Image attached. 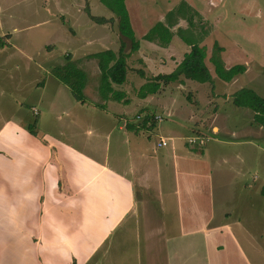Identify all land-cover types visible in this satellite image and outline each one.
I'll use <instances>...</instances> for the list:
<instances>
[{
	"label": "crops",
	"instance_id": "0c3cea01",
	"mask_svg": "<svg viewBox=\"0 0 264 264\" xmlns=\"http://www.w3.org/2000/svg\"><path fill=\"white\" fill-rule=\"evenodd\" d=\"M122 1L135 39L142 36L153 23L163 20L165 11L175 5L170 0ZM48 2V0H0V83L2 86H8L13 93L24 96L28 91L31 95L34 90H38L35 101L40 102L44 99L45 101L40 103L46 104L48 111L51 104H55L57 113H65L72 109L70 116L73 117L75 111L81 109V105L88 101L83 92L87 90L88 95L96 94L99 71L96 59L89 54L105 48L115 51L119 41L128 45L129 41L119 34L116 18L107 7H105L108 9L106 13L102 14L106 21L97 23L88 16H84L83 19L79 17L81 0L68 2L58 0V5L53 10H50ZM185 2L197 12H201L200 15L204 18L208 17L209 12L216 10L217 15L213 14L209 17L215 28L226 20L224 10L220 9L222 0L215 2L213 0V3L212 0H199V3L195 0H185ZM66 6L71 11H67ZM88 7L92 12L90 3ZM57 12L62 13L64 18H68L65 14H69V18L72 17L68 29L66 24L57 18ZM252 14L262 21L264 28L263 13L262 16L261 12L252 11ZM256 23L261 22L257 20ZM234 24L238 25L236 19ZM240 24H242L240 28L247 26L243 20H240ZM186 26V20L177 17L169 26L172 32L170 39L174 35L177 36V27ZM223 30L219 32L218 28L215 29L216 38L219 34L226 36L228 29L221 34ZM254 32V35L258 34L256 28ZM260 35L261 33L257 36ZM210 36V32H207L204 36L197 35L195 38L199 40L198 44L205 47V66L209 62L208 57L211 53L207 44L211 43V48L214 42L217 44L216 38ZM139 39H137L138 47ZM155 41V39L148 40L157 44ZM169 41L165 44L167 46L165 55L169 62H173V68L183 54L179 55L173 46H168ZM217 45L221 48L219 57L225 68L235 63L243 64V72L252 68L248 64L249 61H255L252 46L241 48L234 44L231 48L224 49L223 46ZM259 46H255L257 52L260 48L258 52L260 59L256 63L264 65V47ZM136 51L130 54L131 59L137 64L136 67L147 68L145 60L149 62L150 58L146 57L143 60ZM67 54L83 71L84 79L80 89L84 98L82 102L73 99L67 87L51 74V68L65 61L64 55ZM159 60L163 63L166 59L160 57ZM206 68L208 70V66ZM137 70L138 75H142V70ZM158 72L168 71L157 69L150 75ZM179 78L177 81L180 82L187 79L181 76ZM47 85L52 86L51 95L43 92L44 88H49ZM111 87L116 89L114 84H111ZM209 91L208 105L196 103L197 118L193 116L194 112L189 110L190 112L187 111L184 115L185 119L175 120L182 130L183 127L186 129L185 132L200 125L205 127L200 117H215V111L205 116L209 104L213 106L212 109L216 108L212 97L218 94L212 91V88H209ZM232 93L221 94V97L225 100L229 98L231 102ZM30 95L20 97V103L28 101L27 97L30 98ZM88 99L91 101L92 97ZM102 109H104L103 105ZM124 110L119 108L103 110L116 121L104 123L103 118L100 121L99 125L102 128L98 130H101L99 134L103 136V143L98 153L93 151L96 143L94 138L89 147L76 145L72 140L61 135V129H38L37 119H35V134L29 133L25 126L33 119L26 122L21 111L17 117L20 120H14L11 116L1 119L0 198L4 197L5 203L8 204L7 211L5 208L2 211L0 207V239L4 240L2 243H9L14 249V255L26 260L24 264H76L77 261L81 262L85 255L95 252L101 243L108 244L111 236L116 233L110 231L132 229L133 221L135 224L141 220L138 216L142 215L152 228L157 221L156 228L159 230L162 228L171 230V227H174L180 234L198 233L204 250L205 264H253L252 261L256 259L251 256L249 250L243 249V240L254 244L252 252L260 253L257 247L259 246L263 256L260 254L256 261H262L264 264V231L259 233L255 229L260 225L257 223L259 221L255 220L260 214L256 215L254 209L248 207L251 211L250 214L248 213L249 221L248 215H243V210L237 217V210H233L231 216V208L224 206L221 210L223 216L220 218V211L215 208L214 197V193L218 192L221 204L224 205V202L231 200L238 202L241 193H249L252 197V192L255 191L257 196H264V176H261L258 168L253 169L251 173H247L248 169H245L247 176L240 178L238 183L232 184L225 181L221 167L214 169L207 163L205 155L208 152L207 147L201 152L198 147L190 146L186 141V137L190 134L186 133L181 137L159 134L158 137L166 138L165 145L156 144L158 139L148 146L142 140L137 141L136 152L140 157L145 156V160L144 158L142 160L146 167L140 171V174L134 176L131 173L133 164L127 162L126 166L120 167L124 164L120 162L123 158L109 153L111 143L119 146L121 142L129 141L128 137L130 138V133L133 131L128 130V126L133 125L138 128L141 124V122L135 123L136 121L126 123ZM173 110L174 108H170L169 112ZM243 113L249 116L253 124L255 123L252 120L253 112L250 114L247 110H243ZM257 125L255 123L249 127L252 129L264 127ZM145 127L150 129L152 125ZM145 127L144 125L140 127L139 131ZM209 128L219 131L220 127L212 125ZM98 130L94 132V136L99 135ZM226 141L230 144L228 140ZM245 141L248 144L252 142ZM244 154L250 155L251 152ZM241 155L240 152L237 157L240 161L244 159ZM157 165L167 166V171L169 169L167 192L161 189V182L156 179L159 176L156 173ZM240 169L237 168L233 172L230 170L231 179L232 174H236ZM149 179L152 183L148 182ZM149 197L155 203L152 206L155 209L152 211L154 215L151 216V212H148L143 216L138 212V208L143 210L145 206H150ZM167 216L170 220L168 225ZM130 219L133 221L130 222ZM157 231V229L154 231L155 238ZM137 244L131 248L132 254L136 256L146 248V243L144 247H139Z\"/></svg>",
	"mask_w": 264,
	"mask_h": 264
},
{
	"label": "rangeland",
	"instance_id": "374dc122",
	"mask_svg": "<svg viewBox=\"0 0 264 264\" xmlns=\"http://www.w3.org/2000/svg\"><path fill=\"white\" fill-rule=\"evenodd\" d=\"M48 1L50 10H53L58 5V0ZM63 1L68 2L71 0ZM179 1L182 0H170V2L175 5L181 4ZM195 1L199 3V0ZM88 2L90 3L92 12L89 11ZM244 2L246 3L244 4ZM181 6L184 8L185 14H188L190 17H192L193 24L196 25V32L194 34V32H191L189 30L190 28L187 27L183 28V33L181 30H179V33L183 34L187 38H190L189 40H195L196 36L199 34L198 30H201V25L208 32H210V37L213 38H216L215 29L218 28L219 32L221 29H224L223 33L221 34H224L225 30L228 29L226 36L219 34L218 38H216L217 44L223 46L224 49L231 48V46L234 44L241 46V48H244L245 46L249 48L252 46L254 50L253 58L255 57V61H249L248 63L252 66V68L244 72L242 71L234 74L228 81L225 82L214 76L212 65L208 62L206 66H208L209 70V77L211 80L210 83L203 84L202 82L193 81L190 79H185V81L181 82L168 81L166 83L160 84L153 93L146 94L144 97H138L135 95L138 85L144 82L145 79L150 76L152 71H157V69L159 71H169L173 66V62H169L168 57L165 55L167 52L165 49L167 47L166 45L159 44L157 41H155L157 44H154V42H148V39L140 38V36L137 38L140 39L139 47L136 53L140 57L142 56L143 60H145L146 57H149L150 59L149 62L145 60L147 68H141L136 67L137 64L131 59L130 55L128 56V58L130 57L129 59L126 58L128 61L126 64L127 70L124 75V81L121 84L116 86L114 85L116 88L114 90L122 94V100H125V102L122 100L118 101L103 98L98 95L97 92L95 95H88L86 90L83 92V95L88 101L81 105V109L76 110L75 113L73 112L74 116L72 117L70 116L72 109H69V111L65 113H57L58 109L55 108V104H51L50 111H48L46 104L40 103L44 102V99H41L40 102L35 101L37 99L35 96L37 95L38 90H34L31 95V92L28 91L26 96L30 95L31 97H27L28 101L20 103V97L26 96L20 95L19 93H13L12 90L8 88V86H2V83H0V122L1 119L7 116H11L14 120H20L17 117L21 111L26 122H30L32 119H37V128L40 130L61 129V135L63 137L65 136L69 138L76 145L80 144L83 147H89V145H92V140L94 138L96 143L94 145L93 151L98 153L103 143V136L99 134V131L101 130H98L102 128V126L99 125L100 121L102 118L104 123L108 121H116V119H112L107 114V112L103 110L108 111L112 108L125 109L124 113L126 116V123H134L135 121V123H140L141 116H144L146 113H158L161 117L157 120H154L155 123L150 129H146L145 125L148 124L146 122L144 124L145 129H140V131H138L136 134L131 132L130 138L128 137L129 141L126 143L121 142L119 146H116V144L112 143L110 144L109 153L111 155L117 154L123 158L120 160V162L124 164L120 165V167L126 166L127 162L133 164L131 173H133L134 176L140 174V171L146 167V164H144V161L142 160L145 156L140 157L136 152V146L138 144L137 141L142 140L143 143H147L148 146L151 145V143H155L159 134L170 136L176 135L181 137L186 133L192 136H198V138L202 139V143H198V141L188 143L190 146L198 147L197 149L201 152L207 147L208 152H205L207 163L211 164L214 169L221 167V171L225 174V181L236 184L240 178L246 177L247 173H251L253 169L257 168L261 176H264V127H256V129L249 127L255 123L253 124L252 121H250L249 116L244 114L243 110H247V113L250 114L252 111L247 107L231 104L229 98L225 100L221 97V94H230L234 92V89L239 86H247L251 89H254L260 95L264 94V71L261 68L262 64L256 63L259 62L260 59V55L258 53L260 48L257 52V48L255 47L256 45H260L259 47L261 48L264 47V28H262V21H260L255 14H252V11H256V13L261 12V15L262 13L264 15V0H222L220 9L224 10L223 13L226 15V20L224 23H222L223 25L220 24L217 28H215L214 24L211 23L212 20L209 19V17H212L213 14L217 15L216 10L209 12L207 14L208 17L204 18L201 17V12L199 13L193 8L192 9L194 11L192 9L190 10L186 7V5L181 4ZM65 9H67V11H71L69 10L68 6H66ZM107 10L108 9L97 0H81V15L79 17L83 19L84 16H88L87 14L89 12L93 15H104ZM56 15L58 16L57 18L59 20L66 24L68 29L69 22H71L72 17L69 18V14H65V16L69 18L68 21V18H64L62 13L57 12ZM235 19L238 22V25L234 24ZM240 20H243L244 24H247L245 28H240V26H242V24H240ZM257 20L261 23L257 24ZM78 22L81 21L78 20ZM254 27L258 33L257 35L261 33L260 37L254 35ZM80 29L81 28H79V30ZM169 45L173 46L179 55H182L183 52L189 48V46L178 34L177 36L174 35L170 39L168 46ZM128 46V43L124 44V51L128 50ZM207 48L211 49V43L207 44ZM160 57H163L166 60L163 63L159 62ZM137 69L142 70V75H138ZM140 80L142 81L138 83ZM47 86H49V88H44L43 92L51 95L52 86ZM2 88L4 90H2ZM209 88H212V91L218 95L212 97L214 99V105H216V108L212 109L213 106L209 104V108L205 116L215 111V117L207 116L206 118H199L201 119L203 125H206L205 127H207V129L200 125L199 127H195L192 130L189 129L187 132H185L186 129L183 127V131L179 123L177 121L175 122V120H179L180 118L185 119L186 116L184 115L189 110H192L194 112L193 116L197 118L198 109L196 110V108L198 107L196 103L208 105L210 92ZM90 96L92 97L91 101L88 99ZM102 105L104 109H102ZM31 107L37 110V118L31 114ZM170 108H174L173 112H169ZM209 110H211V112H209ZM136 115H139V118H136ZM212 125H219V131L216 129H210L209 127ZM96 130H98L97 133L99 135L94 136V132ZM226 140H228L230 144H227ZM245 140H250L252 142H249L248 144ZM88 149L89 148H87V151L89 153ZM240 152L242 153L241 156L244 157L242 161L237 158ZM248 152H251V154H244ZM166 167L167 166L161 167L160 165H157L156 168V173L159 175L156 179L158 182H161V189H163L165 192L168 191L167 186L169 184V169L167 171ZM228 167H231V169ZM237 168H241L240 171L236 173L239 174H232L231 179L230 170L233 172L234 170H237ZM245 169H248L247 173ZM151 172L152 170H150V175H152ZM148 182L152 183V180L149 179ZM214 194L216 199L215 208L220 211V218L223 216L221 214V210L224 206H226L227 208H231V216L233 214V210H237L236 217L239 216L243 210V215H248L247 218L250 221L249 212L251 211H249L248 207H252L256 215L260 214L255 218V220L259 221L257 223L260 224L258 225L259 227L255 229L259 233L264 231V196H257L255 191L252 192V197L249 193H241V199L238 202L235 203L234 200H231L230 202H224V205H222L218 196V192ZM148 199L150 201V206H145L143 210L138 208V212L143 214V216H146L148 212H151V216L154 215L152 211L155 209L152 208V206H154L155 203L152 201L151 197ZM5 202L6 199L4 197L0 198V207L2 211L4 208L6 211L8 210V204ZM158 210L159 209L157 208V212ZM138 218L141 219L137 221L139 226L136 224L137 222L134 224V221L130 219V222L133 221L132 229H116L110 231L116 233L111 236L108 244H105V242L101 243L95 252L89 254L88 256L85 255L82 259L83 261H77L78 263L76 264H205L203 261L204 250L201 245V239L198 233H193L190 235H187L186 233L180 234L177 228L174 227H171V230H166L163 228L159 230L156 228L157 221L155 222L154 228H152L150 226L151 224L142 218V215H139ZM169 221L170 220L167 216V225L169 224ZM127 223H129V221ZM159 226L160 225H158V227ZM138 228H140V230H134ZM156 229L158 231L155 238L154 231ZM251 229L254 230V228ZM168 240L170 241L168 242ZM2 241L4 240L0 239V264H24L26 262L25 259L21 260L19 255H14V249L10 247L9 243H2ZM136 243H138L137 245L139 247H144L146 243V248L141 254L137 256L132 254L131 251L132 246L134 248ZM243 243V249L249 250L251 252V256L254 259L257 260L260 254L263 256V252H261L259 246L257 247L260 253H255L252 252L254 244H249V242L244 240ZM122 253L123 255L121 256ZM256 260L251 261L253 264L263 263L262 261Z\"/></svg>",
	"mask_w": 264,
	"mask_h": 264
},
{
	"label": "trees",
	"instance_id": "16d2710c",
	"mask_svg": "<svg viewBox=\"0 0 264 264\" xmlns=\"http://www.w3.org/2000/svg\"><path fill=\"white\" fill-rule=\"evenodd\" d=\"M98 1L107 7L116 18L117 30L121 36L125 37L129 41V46L128 50L124 51V43L119 41L118 47L115 51L105 48L89 54V56L96 59L99 71L97 74L96 92L103 98L121 101L122 94L112 89L111 84L118 85L124 81V75L127 70L126 58L132 52L136 51L138 47V40L133 36V31L124 6V1ZM179 3L186 5V7L190 10L192 9L184 0L179 1ZM181 4L174 5L173 8L165 11L163 20L153 23L141 37L148 40L155 39L159 44H167L172 34L169 26L176 21L177 17L184 18L187 24L185 28H190L189 30L191 32L193 31L195 34L196 25L193 24L192 17L185 14V10ZM87 15L92 21L97 23L106 21V18L102 15H93L90 12ZM179 30L183 33V28L177 27L176 33L185 43L189 45L188 50L183 52L181 59L170 71L152 74L146 78L144 82L140 83L135 93L138 97H144L146 94L153 93L162 83L177 81L180 79L179 76L198 82H210L209 72L204 64V46L198 44L199 40H189L190 38H187L183 34L179 33ZM207 32L208 31L201 25V30H198V35L199 37L204 36ZM220 50L221 48L214 42L212 44L208 61L213 66L214 76L226 82L234 74L242 72L244 70V66L241 63H235L232 64V66L225 68L219 57ZM64 56L65 61L59 65L53 66L51 68V74L56 78V80L67 87L69 94L73 99L82 102L84 98L80 89L83 85V71L76 65V62L72 60L68 54ZM261 68L264 71V65H262ZM230 97L233 105L249 108L253 112L252 120L256 124L264 126V94L260 95L254 89L247 86H239L234 89V92L230 95ZM122 101L125 102V100ZM154 120L157 119L148 117L146 114L141 118V124L138 128L130 125L128 126V130H132L137 133L139 128L146 122L148 123V126H153L155 123ZM34 128L35 119L25 126V129L31 134H35Z\"/></svg>",
	"mask_w": 264,
	"mask_h": 264
},
{
	"label": "built area",
	"instance_id": "2783aa9c",
	"mask_svg": "<svg viewBox=\"0 0 264 264\" xmlns=\"http://www.w3.org/2000/svg\"><path fill=\"white\" fill-rule=\"evenodd\" d=\"M31 112H32L33 115L37 114V110L34 109V108H31ZM146 114H147L148 117H152L154 119H159L161 117L158 113H153L152 114L151 112H149V113H146ZM142 117L143 116H141V118ZM136 118H139V115H136ZM186 141L187 142L198 141V143H201L202 142V139L201 138H198V136L189 135V136L186 137ZM166 142L167 141H166V139L164 137L159 136L158 137V140L156 141V144H158V145H165Z\"/></svg>",
	"mask_w": 264,
	"mask_h": 264
}]
</instances>
